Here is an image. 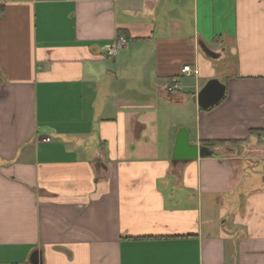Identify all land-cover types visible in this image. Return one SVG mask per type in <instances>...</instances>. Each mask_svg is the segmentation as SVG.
Masks as SVG:
<instances>
[{
  "label": "crops",
  "instance_id": "1",
  "mask_svg": "<svg viewBox=\"0 0 264 264\" xmlns=\"http://www.w3.org/2000/svg\"><path fill=\"white\" fill-rule=\"evenodd\" d=\"M258 131L264 0H0V264H264Z\"/></svg>",
  "mask_w": 264,
  "mask_h": 264
},
{
  "label": "water",
  "instance_id": "2",
  "mask_svg": "<svg viewBox=\"0 0 264 264\" xmlns=\"http://www.w3.org/2000/svg\"><path fill=\"white\" fill-rule=\"evenodd\" d=\"M209 58L215 54L204 48ZM226 87L218 79H211L199 90L195 97L196 105L202 110H208L218 105L225 96ZM216 155L206 147H199L189 143L187 131L180 129L177 133L172 152V164L187 163L198 158L215 157ZM30 264H40L38 253H33L29 259Z\"/></svg>",
  "mask_w": 264,
  "mask_h": 264
},
{
  "label": "built area",
  "instance_id": "3",
  "mask_svg": "<svg viewBox=\"0 0 264 264\" xmlns=\"http://www.w3.org/2000/svg\"><path fill=\"white\" fill-rule=\"evenodd\" d=\"M125 45L126 39L123 36H118L110 46L104 48L105 55L108 58L114 59L118 55L119 51L125 47ZM182 72H189V67H183ZM180 89L181 88L178 85H174L171 91L173 92ZM45 141L48 142L49 139H45Z\"/></svg>",
  "mask_w": 264,
  "mask_h": 264
},
{
  "label": "trees",
  "instance_id": "4",
  "mask_svg": "<svg viewBox=\"0 0 264 264\" xmlns=\"http://www.w3.org/2000/svg\"><path fill=\"white\" fill-rule=\"evenodd\" d=\"M258 136L262 137L264 136V131H258L257 132ZM206 145H204L205 147L209 148L210 146H215L214 143H205Z\"/></svg>",
  "mask_w": 264,
  "mask_h": 264
}]
</instances>
